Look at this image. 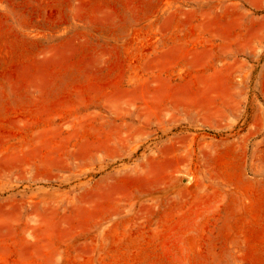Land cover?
<instances>
[{
  "label": "rangeland",
  "instance_id": "374dc122",
  "mask_svg": "<svg viewBox=\"0 0 264 264\" xmlns=\"http://www.w3.org/2000/svg\"><path fill=\"white\" fill-rule=\"evenodd\" d=\"M0 264H264V0H0Z\"/></svg>",
  "mask_w": 264,
  "mask_h": 264
}]
</instances>
